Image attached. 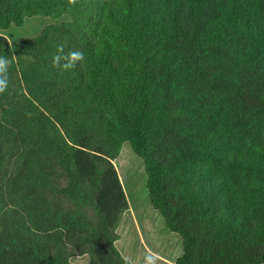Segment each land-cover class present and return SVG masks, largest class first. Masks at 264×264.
I'll use <instances>...</instances> for the list:
<instances>
[{"label": "trees", "instance_id": "obj_1", "mask_svg": "<svg viewBox=\"0 0 264 264\" xmlns=\"http://www.w3.org/2000/svg\"><path fill=\"white\" fill-rule=\"evenodd\" d=\"M60 44L85 61L54 68ZM0 55V264H132L123 143L172 264H264V0H0Z\"/></svg>", "mask_w": 264, "mask_h": 264}, {"label": "rangeland", "instance_id": "obj_2", "mask_svg": "<svg viewBox=\"0 0 264 264\" xmlns=\"http://www.w3.org/2000/svg\"><path fill=\"white\" fill-rule=\"evenodd\" d=\"M51 23L53 21L48 18H29L22 27H13L4 34L10 42L33 38ZM113 165L128 203L116 229L117 249L132 264H172L180 254V239L167 230L148 201L142 160L131 151L128 143H123ZM70 260L74 264H88L86 255H75Z\"/></svg>", "mask_w": 264, "mask_h": 264}, {"label": "clouds", "instance_id": "obj_3", "mask_svg": "<svg viewBox=\"0 0 264 264\" xmlns=\"http://www.w3.org/2000/svg\"><path fill=\"white\" fill-rule=\"evenodd\" d=\"M78 0H67L69 9L74 7ZM85 61V53L79 49L65 52V45L57 46L56 54L53 56L52 65L61 72H71L79 64ZM12 60L6 55H0V95L4 94L9 87V69Z\"/></svg>", "mask_w": 264, "mask_h": 264}]
</instances>
